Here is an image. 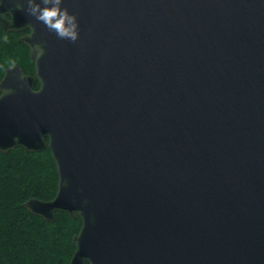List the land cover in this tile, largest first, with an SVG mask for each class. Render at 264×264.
Segmentation results:
<instances>
[{
  "label": "water",
  "instance_id": "95a60500",
  "mask_svg": "<svg viewBox=\"0 0 264 264\" xmlns=\"http://www.w3.org/2000/svg\"><path fill=\"white\" fill-rule=\"evenodd\" d=\"M20 3L0 153L49 150L56 194L23 207L80 218L68 264H264V0H65L76 42Z\"/></svg>",
  "mask_w": 264,
  "mask_h": 264
},
{
  "label": "trees",
  "instance_id": "16d2710c",
  "mask_svg": "<svg viewBox=\"0 0 264 264\" xmlns=\"http://www.w3.org/2000/svg\"><path fill=\"white\" fill-rule=\"evenodd\" d=\"M20 35L0 27V80L5 69L14 65L34 75V63L28 47L19 42ZM57 182L48 149L27 153L15 148L0 153V264L69 263L74 252L72 238L81 227L80 218L57 212L53 222H46L23 207L29 198L53 199Z\"/></svg>",
  "mask_w": 264,
  "mask_h": 264
},
{
  "label": "clouds",
  "instance_id": "9594fccd",
  "mask_svg": "<svg viewBox=\"0 0 264 264\" xmlns=\"http://www.w3.org/2000/svg\"><path fill=\"white\" fill-rule=\"evenodd\" d=\"M2 2L3 0H0V3ZM23 5H26L23 10L29 16L40 21L48 31L53 32L58 38L72 42L79 39L80 23L78 14L68 9L65 0H21L18 6ZM32 47L37 60L44 56L45 48L43 44L37 42ZM11 93L12 89L10 88H0V100Z\"/></svg>",
  "mask_w": 264,
  "mask_h": 264
},
{
  "label": "flooded vegetation",
  "instance_id": "af4514ba",
  "mask_svg": "<svg viewBox=\"0 0 264 264\" xmlns=\"http://www.w3.org/2000/svg\"><path fill=\"white\" fill-rule=\"evenodd\" d=\"M21 33V35H20V37L22 36V35H24L25 33H27L26 31H24V32H20Z\"/></svg>",
  "mask_w": 264,
  "mask_h": 264
}]
</instances>
